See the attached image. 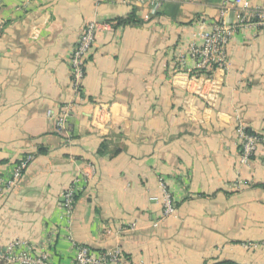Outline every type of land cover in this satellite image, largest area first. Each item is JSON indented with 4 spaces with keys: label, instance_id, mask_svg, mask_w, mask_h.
<instances>
[{
    "label": "crops",
    "instance_id": "obj_1",
    "mask_svg": "<svg viewBox=\"0 0 264 264\" xmlns=\"http://www.w3.org/2000/svg\"><path fill=\"white\" fill-rule=\"evenodd\" d=\"M234 3L2 0V249L26 239L32 255L47 254L51 264H73L75 244L120 247L127 264H264V142L243 164L238 135L244 123L264 137V24L237 26L217 94L202 97L186 74L194 67L190 45L214 25L235 24ZM93 20L110 27L88 56L67 142L47 112L59 113L73 97L70 55ZM97 103L114 105L101 132L91 117ZM29 154L19 184L7 189ZM77 177L68 227L61 194ZM159 178L176 206L166 218L150 200L161 195Z\"/></svg>",
    "mask_w": 264,
    "mask_h": 264
},
{
    "label": "built area",
    "instance_id": "obj_2",
    "mask_svg": "<svg viewBox=\"0 0 264 264\" xmlns=\"http://www.w3.org/2000/svg\"><path fill=\"white\" fill-rule=\"evenodd\" d=\"M102 0H96L100 3ZM137 3H144L147 0H133ZM154 6L161 4V0H151ZM2 0H0V6ZM237 10V21L235 24L214 25L210 29L204 30L201 34L202 43H193L188 49V56L194 61V67L186 70L191 81L198 85V94L206 98L207 94H217L220 88L219 74L225 73L229 69L227 47L233 33L238 25L264 24V4L253 5L250 0H235ZM110 27L108 23L96 20L85 24L82 34L70 55L71 68V89L73 97L61 108L59 113L53 110L47 112L49 118H54L56 131L62 135L67 142L73 139L70 119L77 107L82 104L84 96V81L87 72L88 56L99 33ZM1 34V28H0ZM213 72V74H210ZM215 72V73H214ZM209 101L212 99L208 97ZM114 105L107 103H97L94 105L92 113L93 128L97 132L107 129L110 120L114 116ZM240 147L242 150V163L248 164L253 155L258 151L259 146L264 142V137L259 134L249 132L246 124L240 123L238 127ZM33 160V155H26L15 166L12 176L5 183L7 189L16 187L24 173ZM80 177L74 179L61 194L64 212L61 216L68 227L71 225ZM2 181L0 180V185ZM235 187L239 185L234 184ZM159 188L161 195H153L150 200L163 207V217H170L176 213V206L171 191L164 179L159 178ZM158 223L155 224L157 226ZM73 241V240H72ZM249 246L257 247L256 244ZM76 256L73 264H127L123 260V251L120 247H113L105 251H95L89 246L76 245ZM20 251L19 253L17 251ZM33 246L26 239L17 238L11 241L5 249L0 247V259L9 264H51L47 254L34 256Z\"/></svg>",
    "mask_w": 264,
    "mask_h": 264
},
{
    "label": "trees",
    "instance_id": "obj_3",
    "mask_svg": "<svg viewBox=\"0 0 264 264\" xmlns=\"http://www.w3.org/2000/svg\"><path fill=\"white\" fill-rule=\"evenodd\" d=\"M210 73V72H209ZM211 74V73H210ZM213 264H240V263H237L235 261H232V260H223V261H218V262H215Z\"/></svg>",
    "mask_w": 264,
    "mask_h": 264
}]
</instances>
